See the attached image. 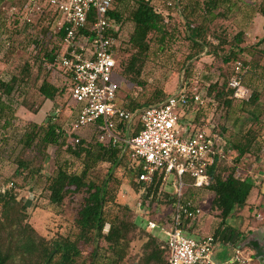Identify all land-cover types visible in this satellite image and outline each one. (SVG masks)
Here are the masks:
<instances>
[{
  "label": "rangeland",
  "instance_id": "obj_1",
  "mask_svg": "<svg viewBox=\"0 0 264 264\" xmlns=\"http://www.w3.org/2000/svg\"><path fill=\"white\" fill-rule=\"evenodd\" d=\"M150 1L163 11V30L149 33V49L132 72L125 67L136 51L130 41L135 2L118 5L125 15L119 48L123 71L121 75L117 69L113 77L119 82L120 103L126 108L151 103L174 91L182 81L187 82L189 89L198 88L205 101L190 100L182 109L184 117L222 129L233 145L252 139L250 148L237 162L235 174L249 177L255 184L246 204L238 206L226 222L239 232L238 243L253 247L252 241L258 240L264 249V178L259 180L264 174V0H222L214 15L205 8V0H181L180 4L177 0ZM55 10L48 0L35 4L29 0H0V247L11 253L12 264H40L43 245L50 247L53 240L69 238L79 247L77 264H162L145 261L149 231L158 233L159 229L147 227V215L157 212L153 201L148 205L150 213L142 211L147 201L130 172L129 168L135 172L134 167L118 164L112 169L107 159L92 161L98 142L112 143L100 141L99 128L92 124L75 127L78 111L68 73L58 67L50 69L45 63L50 61L45 58L46 51L60 47L56 34L60 16ZM190 25L203 26L197 40L205 41L206 46L193 41ZM239 59L247 67L243 83L250 93H258L255 101H249L251 94L240 98L227 90ZM13 76L17 80L8 93L2 82L13 81ZM45 79L59 88L54 99L39 90ZM222 89L225 94L219 95ZM138 118L139 114L134 126ZM52 121L62 133L56 142H45L42 136ZM35 123L40 126L34 128ZM125 127L126 122L118 125L122 135ZM31 129L37 133L28 142L27 132ZM77 137L81 139L78 142ZM233 145L223 161L228 166L237 154ZM83 146L91 147L93 155L75 152ZM86 162L91 163L87 180L101 183L108 178L104 206L107 223L128 227L122 258L105 238L85 239L80 235L82 227L77 218L88 195L86 186L69 185L61 201L51 200L50 183L58 167L63 165L69 173H80ZM173 179L175 175L171 174L169 181ZM213 196L212 189L204 193L203 232L214 231L222 224L220 209L212 204ZM28 200L30 205H26ZM27 235L37 245L33 252L21 246ZM259 264H264V259H259Z\"/></svg>",
  "mask_w": 264,
  "mask_h": 264
},
{
  "label": "built area",
  "instance_id": "obj_2",
  "mask_svg": "<svg viewBox=\"0 0 264 264\" xmlns=\"http://www.w3.org/2000/svg\"><path fill=\"white\" fill-rule=\"evenodd\" d=\"M29 1L35 4L41 0ZM48 1L59 11V29L65 27V33L55 58L45 63L50 69L58 67L68 73L78 111L75 127H98V139L117 145L134 167L140 195L150 190L141 209L150 213L148 205L153 201L157 213L147 215V227L159 229L156 234L167 249V264H259L253 247L224 244L213 231L201 230L204 193L211 183L208 168L217 158H225L231 145L222 130L184 117L182 109L190 100L205 101L198 88L189 89L182 81L157 103L134 110L124 107L119 100V82L113 78L120 68L122 34L121 24L110 15L116 0ZM235 67L236 74L229 80L232 95L247 98L251 94L243 83L247 67L241 59ZM123 122L124 135L118 129ZM171 174L175 179L170 182ZM263 178L264 174L259 180ZM227 248L230 250L223 255Z\"/></svg>",
  "mask_w": 264,
  "mask_h": 264
},
{
  "label": "trees",
  "instance_id": "obj_3",
  "mask_svg": "<svg viewBox=\"0 0 264 264\" xmlns=\"http://www.w3.org/2000/svg\"><path fill=\"white\" fill-rule=\"evenodd\" d=\"M126 1L128 0H116L113 8L110 10V15L118 20V22L121 24V27L123 25L125 15L123 9H121L118 5L123 4ZM134 2L135 7L132 10L131 16L135 22V27L131 34L130 41L133 47L136 48V51L131 54L130 59L127 61L125 69H127L128 72L136 70V64L140 56L149 49V33L152 31H162L164 21L163 14L155 10L150 0H134ZM221 2L222 0H205L204 4L207 11L214 15L215 13L213 12L215 11V8H217ZM180 3L181 0H177V4ZM55 12H57L60 16V13L57 9ZM203 29V26L194 25L191 27L190 25L189 35L195 43L206 46L205 41H201L199 39L197 40V37L201 35ZM64 33L65 27L58 29L56 32L60 44L59 49L61 48L60 40ZM59 49L52 47L50 50H47L45 58L53 60ZM121 62L122 61L120 60V73L122 75L123 69L121 68ZM261 71L264 74V62L261 67ZM16 80L17 77L13 76V81L2 82L4 90L8 93H11ZM39 90L47 98L51 99H54L59 92L58 86L46 79L41 83ZM227 90L233 94V88L231 86H229V89ZM170 93L151 103L134 104L129 105L128 107L134 110L148 104L157 103L165 99ZM223 94H225L224 89L219 92V95ZM249 97L250 102L255 101L258 98V93L253 91ZM35 126L39 127L40 125L35 123L34 128ZM215 129L222 130L216 126ZM36 133L37 131L34 129H31L27 132L28 142L32 141V139L36 136ZM61 133L62 130L60 127L57 125V123L52 121L48 123L42 137L45 142H56ZM251 143L252 139L249 138L246 142H238L234 143V145L230 144L231 146L233 145L237 150V154L233 157V163L228 166L223 163L224 158H217L215 162L208 168L211 178L209 188L214 191L212 204L220 209L222 216V224L219 225L213 232L216 238L220 239L224 244H243L238 243L239 232L236 231L232 225L228 224L226 220L238 206H243L246 204L248 196L255 184L252 179L248 177L242 179L235 174L236 169H238V167H236L238 166V160L242 159L247 150L250 148ZM97 145L98 150L93 156L92 161L96 162L100 159H107L112 163V169L118 164L126 165L129 168V160L127 156L121 154L120 148L117 145L105 144L101 142H98ZM75 152L77 154L85 152L86 155H93V150L91 147L86 146L80 147V149L75 150ZM90 166L91 163L86 162L84 169L80 173H69L65 166L60 165L56 175L53 177L50 183L51 200L55 202L61 201L64 191L69 185H75L76 188L86 186L88 195L84 199V203L79 210V216L77 218L78 224L82 227L80 235L85 239L97 240L101 237L105 238L110 244H112L117 256L122 258L126 253L127 241L125 240L127 238L126 235L128 227L123 223H113L111 225L107 223V216L105 214L104 206L108 199V178L104 179L101 183L87 180L86 176ZM112 169H110L109 172H111ZM129 169L136 180V172H133L131 168ZM136 182L138 186L141 185L138 181ZM149 192L150 190L144 194V199L147 198ZM135 222L136 221H134L133 224L138 225ZM107 224L110 226L108 231H105L104 227ZM91 231L92 235H89ZM162 243V240L156 233L149 231V237L145 242V247L147 250H149L145 257L146 262L149 263L152 260H156L162 264H167V249L162 246ZM21 246L26 252H33L37 248L35 241L30 235H27V238L24 240ZM40 251L43 256L42 263L40 264H77L76 255H78L80 252L77 242L69 238H64L63 240H53L50 247L43 245L40 248ZM94 251L97 252L96 249H94ZM57 254H59L58 258H56ZM11 259V253L4 252L0 247V264H12Z\"/></svg>",
  "mask_w": 264,
  "mask_h": 264
},
{
  "label": "water",
  "instance_id": "obj_4",
  "mask_svg": "<svg viewBox=\"0 0 264 264\" xmlns=\"http://www.w3.org/2000/svg\"><path fill=\"white\" fill-rule=\"evenodd\" d=\"M26 205H30V200L26 201ZM252 245L256 250V255L260 259H264V249L262 248L261 243L258 240H253Z\"/></svg>",
  "mask_w": 264,
  "mask_h": 264
}]
</instances>
